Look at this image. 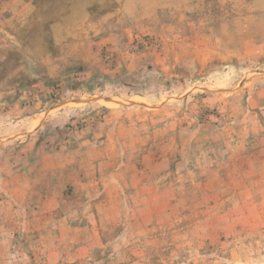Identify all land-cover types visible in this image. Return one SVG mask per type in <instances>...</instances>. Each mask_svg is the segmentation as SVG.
<instances>
[{
    "label": "rangeland",
    "instance_id": "374dc122",
    "mask_svg": "<svg viewBox=\"0 0 264 264\" xmlns=\"http://www.w3.org/2000/svg\"><path fill=\"white\" fill-rule=\"evenodd\" d=\"M0 264H264V0H0Z\"/></svg>",
    "mask_w": 264,
    "mask_h": 264
}]
</instances>
